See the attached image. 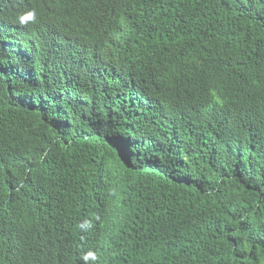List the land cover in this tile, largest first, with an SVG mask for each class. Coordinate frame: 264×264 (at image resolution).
Returning a JSON list of instances; mask_svg holds the SVG:
<instances>
[{
	"label": "trees",
	"instance_id": "trees-1",
	"mask_svg": "<svg viewBox=\"0 0 264 264\" xmlns=\"http://www.w3.org/2000/svg\"><path fill=\"white\" fill-rule=\"evenodd\" d=\"M92 13L112 35L127 18L110 54L136 53L132 87L109 53L69 47L86 66L67 78L40 59L21 75L0 48V264H35L67 212L120 221L123 196L145 242L119 245L131 263L160 246L162 264H264V0H85L55 20Z\"/></svg>",
	"mask_w": 264,
	"mask_h": 264
},
{
	"label": "clouds",
	"instance_id": "clouds-1",
	"mask_svg": "<svg viewBox=\"0 0 264 264\" xmlns=\"http://www.w3.org/2000/svg\"><path fill=\"white\" fill-rule=\"evenodd\" d=\"M49 3L53 6L49 7ZM84 3L85 0H17L14 4L11 0H0V48L9 55L13 69L25 75L31 71L34 61L40 59L54 72L59 70L67 78H81L86 63L82 58L76 59L74 54L67 55L66 50L69 47L75 48V51L88 47L96 56L110 54L113 37L129 29L126 17L121 19L120 30L114 35L93 13V23L89 27L68 30L56 22V15L72 12ZM76 32L92 36L88 45L86 41H76ZM133 35L139 38L142 31ZM111 56L130 73L120 89L132 87L134 76L140 69L136 53L117 51ZM92 182L99 189L106 186L100 179ZM119 200L120 204L131 207L120 221L117 214L109 216L92 207L67 212L63 236L53 242L43 240L34 244L26 257L31 258L35 264H147L131 263L127 255L117 252L119 245L126 241L145 243L141 232L137 230L142 220L140 212L128 196ZM112 221H117L120 227L113 234L103 235L101 229L112 225ZM24 248L25 245L21 252ZM158 249L159 264H162V248L159 246ZM30 250L33 253L31 256Z\"/></svg>",
	"mask_w": 264,
	"mask_h": 264
},
{
	"label": "bare ground",
	"instance_id": "bare-ground-1",
	"mask_svg": "<svg viewBox=\"0 0 264 264\" xmlns=\"http://www.w3.org/2000/svg\"><path fill=\"white\" fill-rule=\"evenodd\" d=\"M12 49H14V47Z\"/></svg>",
	"mask_w": 264,
	"mask_h": 264
},
{
	"label": "snow or ice",
	"instance_id": "snow-or-ice-1",
	"mask_svg": "<svg viewBox=\"0 0 264 264\" xmlns=\"http://www.w3.org/2000/svg\"><path fill=\"white\" fill-rule=\"evenodd\" d=\"M27 19V18H26Z\"/></svg>",
	"mask_w": 264,
	"mask_h": 264
}]
</instances>
